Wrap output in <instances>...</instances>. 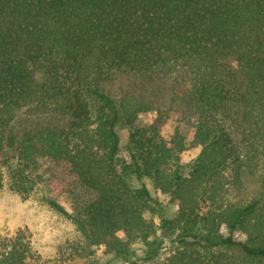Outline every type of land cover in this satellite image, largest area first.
Instances as JSON below:
<instances>
[{"label": "trees", "instance_id": "16d2710c", "mask_svg": "<svg viewBox=\"0 0 264 264\" xmlns=\"http://www.w3.org/2000/svg\"><path fill=\"white\" fill-rule=\"evenodd\" d=\"M160 78H174L171 101L191 113L199 152L187 174L185 135H161L173 110L121 90ZM5 185L69 220L78 257L102 246L105 264H264V0H0ZM158 231L174 243L162 261ZM27 238L1 241L0 264H24Z\"/></svg>", "mask_w": 264, "mask_h": 264}, {"label": "rangeland", "instance_id": "374dc122", "mask_svg": "<svg viewBox=\"0 0 264 264\" xmlns=\"http://www.w3.org/2000/svg\"><path fill=\"white\" fill-rule=\"evenodd\" d=\"M173 79H149L143 87L132 86L128 82H124L121 90L148 100L156 107L171 108L173 110L161 128V135L168 139L176 128L185 135V150L179 156V164L184 174H187L190 165L199 152V148L193 143V129L191 128L192 121L189 109L171 101L173 100L171 92L179 87ZM114 90L116 91L115 88ZM154 118L155 112L143 113L138 115V122L149 124ZM117 130L120 136L119 156L126 160L125 146L128 129L120 124ZM225 173L230 175V170L227 169ZM143 182L152 196L158 197L163 203L168 201V196L155 191L148 179H144ZM132 183L137 188L140 186L136 180H133ZM54 190L58 203L66 211L71 212L70 195L63 191L64 189L60 186ZM232 196H235V192L228 190L227 197L231 200L230 197ZM176 210L177 206L175 204H169V217H172ZM144 217L158 224L155 215L145 212ZM17 232L25 234L29 241L30 253L24 264H105L111 257V254L107 253L102 246L93 248V253L89 256L78 257L74 250L84 247V241L69 220L50 209L36 197L30 196L22 199L19 195L9 191L5 185L0 191V242L14 237ZM157 233L163 239L158 258V261H162L172 252L174 243H172V239L163 237L161 231ZM131 249L140 256L145 248L142 243L136 242L131 245ZM115 264L125 263L116 260ZM136 264L151 263L138 261Z\"/></svg>", "mask_w": 264, "mask_h": 264}]
</instances>
